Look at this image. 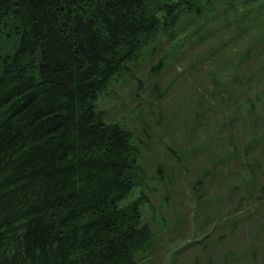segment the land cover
I'll use <instances>...</instances> for the list:
<instances>
[{"label":"trees","instance_id":"16d2710c","mask_svg":"<svg viewBox=\"0 0 264 264\" xmlns=\"http://www.w3.org/2000/svg\"><path fill=\"white\" fill-rule=\"evenodd\" d=\"M214 2L0 0V264L148 260L147 198L121 204L147 179L140 150L98 98Z\"/></svg>","mask_w":264,"mask_h":264},{"label":"rangeland","instance_id":"374dc122","mask_svg":"<svg viewBox=\"0 0 264 264\" xmlns=\"http://www.w3.org/2000/svg\"><path fill=\"white\" fill-rule=\"evenodd\" d=\"M160 42L97 102L147 174L121 203L147 198L142 264H264V6L215 0Z\"/></svg>","mask_w":264,"mask_h":264}]
</instances>
